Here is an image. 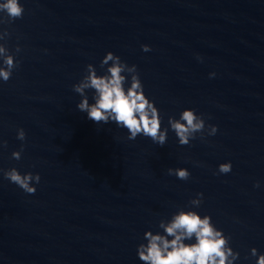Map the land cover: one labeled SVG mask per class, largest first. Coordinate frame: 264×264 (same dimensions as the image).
<instances>
[{
	"label": "water",
	"instance_id": "water-1",
	"mask_svg": "<svg viewBox=\"0 0 264 264\" xmlns=\"http://www.w3.org/2000/svg\"><path fill=\"white\" fill-rule=\"evenodd\" d=\"M20 3L23 17L0 24V36L10 33L0 47L19 62L9 81L0 78V140L7 141L0 169L39 173L41 181L28 194L0 172V264H144L137 251L144 234L163 232L160 220L181 208L212 216L240 253L234 264H257L251 249L264 254V0ZM108 52L138 66L169 128L164 146L143 135L127 140V129L96 124L77 108L82 97L73 85L88 64L105 74ZM86 94L94 103L93 90ZM188 108L204 115L206 129L180 145L168 117ZM207 125L217 133L208 135ZM21 145L17 161L12 153ZM229 161L232 171L218 174ZM169 168H187L191 177ZM200 192L194 208L189 201Z\"/></svg>",
	"mask_w": 264,
	"mask_h": 264
},
{
	"label": "clouds",
	"instance_id": "clouds-1",
	"mask_svg": "<svg viewBox=\"0 0 264 264\" xmlns=\"http://www.w3.org/2000/svg\"><path fill=\"white\" fill-rule=\"evenodd\" d=\"M24 11L20 0H5L0 3V12L6 13V19H0V24H10L16 19H21ZM3 36H10V33L5 30ZM3 36H0V39ZM141 47L145 52L151 51L150 45ZM20 50L17 46L16 52ZM0 58L3 61V66H0V78L7 82L12 78L13 71L19 67V62L15 55L4 47H0ZM100 68L105 69V74L99 75L97 67L88 64L83 78L73 85V90L82 97L77 105L79 111L87 113V118L96 124L115 122L118 127L127 129V140H135L143 135L164 146L168 140L169 128L162 127L164 117L155 101L147 96L138 66H130L120 56L108 52L101 61ZM215 75L216 73L210 74L211 77ZM129 76L130 86L126 87ZM86 90H93L94 103H90ZM168 124L178 137L180 145H189L197 133L203 138L206 129L204 115H198L197 111L191 108L183 110L179 119L169 116ZM207 129L208 135H215L218 126L207 125ZM17 138L21 141L27 139L23 128L18 129ZM0 146L7 147V141L0 140ZM24 147L21 145L20 150L14 151L12 158L21 160ZM232 168L231 161L222 163L219 165L218 174H228ZM0 172L28 194H35V185L41 181L39 173L25 174L15 167L0 169ZM168 174L184 181L191 177L187 168H169ZM259 186L257 182L255 187ZM203 199L204 193H197L196 198L190 200L189 204L198 208ZM158 227L163 229V232L147 231L143 237L147 243L138 246V257L144 264H234L240 257V253L231 247V237L225 235L223 229L217 228L211 215L202 216L196 210L181 208L170 220H160ZM193 240L195 242H189ZM251 255L258 256L257 264H264V254H259L258 249L252 248Z\"/></svg>",
	"mask_w": 264,
	"mask_h": 264
}]
</instances>
